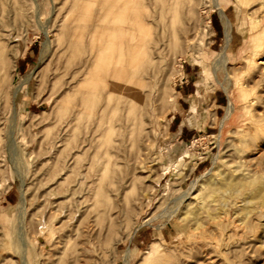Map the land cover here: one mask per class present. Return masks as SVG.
I'll use <instances>...</instances> for the list:
<instances>
[{"label":"rangeland","instance_id":"374dc122","mask_svg":"<svg viewBox=\"0 0 264 264\" xmlns=\"http://www.w3.org/2000/svg\"><path fill=\"white\" fill-rule=\"evenodd\" d=\"M263 31L264 0H0V264H264Z\"/></svg>","mask_w":264,"mask_h":264},{"label":"bare ground","instance_id":"6f19581e","mask_svg":"<svg viewBox=\"0 0 264 264\" xmlns=\"http://www.w3.org/2000/svg\"><path fill=\"white\" fill-rule=\"evenodd\" d=\"M222 14V13H221ZM224 16H225V14H224ZM222 16L223 17V19H225V17H227V16ZM228 19V18H227ZM225 21H226V19H225ZM227 21H229V19L227 20ZM226 23V22H225ZM227 24H230V23H227ZM226 27V30L228 31L229 30V25L228 26H225ZM264 32V31H263ZM124 33V32H123ZM229 33V32H228ZM118 34H119V32H118ZM231 34V33H230ZM226 36H228V35H226ZM132 38H134V37H132ZM95 39H97V38H95ZM115 40V39H114ZM119 41V40H118ZM131 42V41H130ZM263 43H264V33H259V34H257L256 36H255V38H254V46H255V51L257 50V49H259V48H261L262 47V45H263ZM115 44V43H114ZM113 44V45H114ZM122 44V43H121ZM124 44V43H123ZM131 46V45H130ZM127 47L128 46H126V49H127ZM107 48H109L108 46H107ZM122 48V47H121ZM114 50V49H113ZM121 50V49H120ZM119 50V51H120ZM263 50V49H262ZM262 50H260L259 49V51H262ZM118 51V50H117ZM127 51V50H126ZM131 51V50H130ZM116 52V51H115ZM142 50L140 49V50H138V52H137V54H140V55H142ZM110 53V52H109ZM119 53V52H118ZM117 54V53H116ZM130 54L131 53H129L128 55L130 56ZM108 55V51L106 52V55H103L102 57H103V59H104V56H107ZM110 55H112V53H110ZM122 55H124V54H122ZM249 55H251V53H249ZM254 55V54H253ZM258 56H259V54H257ZM101 56V55H100ZM109 56V55H108ZM128 56V57H129ZM95 57H99V55H96ZM106 58V57H105ZM110 58V56L108 57V59ZM256 58H257V56H256ZM259 58H261V57H259ZM123 59V58H122ZM102 60V59H101ZM126 60H128V58L126 59ZM98 61H100V60H98ZM110 61V60H109ZM101 62V61H100ZM121 62H122V60H121ZM132 62V61H131ZM260 63H264V61L263 60H260L259 61ZM91 64V63H90ZM101 64V63H100ZM103 64V63H102ZM121 64V63H120ZM239 64V63H238ZM104 65V64H103ZM108 65V64H107ZM124 65V64H123ZM135 64H132L131 66H134ZM101 66V65H100ZM106 66V65H105ZM243 66V65H242ZM89 68V67H88ZM89 70V69H88ZM204 70V69H203ZM125 71H127V70H125V68H124V66H117V63H113V64H110V66L108 67V68H106V70L103 72V73H101V74H99V77L97 78V80L98 81H102V80H105V79H107V78H110V80H111V88H109L108 90H107V93H117L118 94V98H126V99H128V100H130V101H132V102H136V101H138V102H140V103H142L143 102V100H144V95H143V93L141 92V88H142V83H140V85H138V86H136V85H132L131 84V81L130 80H127L126 78H124V77H126V76H131V75H127V74H125L126 72ZM133 72H134V70H132ZM258 71V70H257ZM78 73L80 74V76L82 77V79L84 80V79H88V74L86 73L85 74V72L81 69V70H78ZM244 83V82H243ZM99 85H101V86H99ZM98 86L99 87H101V88H105V86H106V84H94L93 86H91V88L93 89V91L94 90H96V89H99L98 88ZM241 86H243V85H241ZM88 90V89H87ZM90 90V89H89ZM206 90V89H205ZM204 90V91H205ZM240 91H241V94H242V98L243 99H247V93L245 92V90L241 87L240 88ZM97 93V92H96ZM203 93V92H202ZM95 94V93H94ZM203 94H206V93H203ZM254 98V97H253ZM253 98H252V101H250L249 100V102H253L254 100H253ZM175 98H174V96L173 95H168V100L169 101H173ZM198 99V98H197ZM202 99V98H201ZM251 99V98H250ZM255 99V98H254ZM256 100V99H255ZM83 101H84V99H83ZM196 98L194 99V101H193V105H192V108H195V105H196ZM203 101V100H202ZM205 101V100H204ZM125 102V101H124ZM83 103V102H82ZM129 103V102H128ZM254 103V102H253ZM108 105H109V101H107L102 107H101V109H100V111L101 112H104L106 109H107V107H108ZM84 107H85V103H84ZM87 108V107H86ZM254 115H253V113L252 112H250L249 113V117H253ZM241 128H243V127H241ZM245 129V128H244ZM241 130V129H240ZM247 130H249V129H247ZM263 130H264V128H263ZM246 131V130H245ZM242 132V131H241ZM248 132V131H247ZM250 132V131H249ZM254 133V132H253ZM250 135V134H249ZM260 143H262V142H260ZM258 146H261V145H258ZM258 148H260V147H258ZM244 150V149H243ZM258 151H259V149H258ZM241 153H242V151H241ZM10 154V153H9ZM250 154V153H249ZM254 155V154H253ZM253 155H251V156H253ZM254 156H256V155H254ZM258 156V155H257ZM12 157H13V154H12ZM11 157V158H12ZM248 158V157H247ZM246 158V159H247ZM258 158V157H257ZM230 159V158H229ZM245 159V160H246ZM227 161V160H226ZM246 161H248V160H246ZM259 161V160H258ZM229 163V162H228ZM233 163V162H232ZM238 163V162H237ZM247 163V162H246ZM241 164V163H240ZM248 164V163H247ZM250 164V163H249ZM233 166H235V165H233ZM232 166V167H233ZM252 167V166H251ZM234 168H236V167H234ZM235 169H233V171H234ZM241 170V169H240ZM236 171V170H235ZM238 171V170H237ZM246 171V170H245ZM258 171V170H257ZM222 172V171H221ZM240 172H242V171H240ZM247 172V171H246ZM223 173H225V172H223ZM240 174V173H239ZM257 174V173H256ZM259 174H260V172H259ZM220 175V174H219ZM248 175V174H247ZM246 175V176H247ZM249 176V175H248ZM221 181H220V183L222 184L221 186H223V185H226V186H224L223 188H228V186H231V184H229V185H227L231 180H233V177H231V175L230 176H228V175H226V174H221ZM237 177V180H235V177H234V181L236 182V181H240V182H244V179L243 178H238L239 176H236ZM245 177V176H244ZM250 177V176H249ZM257 177V176H256ZM232 178V179H231ZM251 178V177H250ZM250 178H248L247 177V180H249ZM210 179V178H209ZM240 179H242V180H240ZM252 179H254V178H252ZM251 180V179H250ZM262 180V179H261ZM209 181V180H208ZM212 181H213V179H212ZM245 181H246V179H245ZM210 182H211V180H210ZM215 182V181H214ZM214 182H213V185H214ZM249 182H251V181H249ZM255 182V181H254ZM237 183V182H236ZM246 183V182H245ZM244 183V184H245ZM256 183V182H255ZM264 183V182H263ZM210 184V183H209ZM216 184H218V183H215V185ZM241 184V183H240ZM210 185H212V184H210ZM212 185V186H213ZM219 186H220V184H219ZM233 186V185H232ZM243 186V185H242ZM254 187H256L255 185H253ZM252 186V187H253ZM238 186H236V188H237ZM252 187H251V189H252ZM253 187V188H254ZM257 187H260V184L257 186ZM222 188V189H223ZM236 188H234L235 190H236ZM261 188V187H260ZM259 188V189H260ZM249 189H250V187H249ZM263 188H261L260 189V191L262 190ZM204 190V189H203ZM210 190H212V189H210ZM209 190V191H210ZM217 190V189H216ZM227 190H230V188L229 189H227ZM232 190V189H231ZM230 190V191H231ZM237 190H238V188H237ZM247 190V189H246ZM258 190V189H257ZM208 191V192H209ZM233 191V190H232ZM249 191V190H248ZM247 191V192H248ZM255 191V190H254ZM214 192V191H213ZM262 192V191H261ZM260 192V193H261ZM202 193V192H201ZM232 193V192H231ZM230 193V194H231ZM250 193L252 194V193H254V192H251L250 191ZM257 193H258V195L257 196H261V195H259V191H257ZM263 193V192H262ZM264 194V193H263ZM211 195V194H210ZM228 195V194H227ZM244 195V194H243ZM224 196V195H223ZM223 196H221L220 198H222ZM229 196V195H228ZM251 196V195H250ZM254 196V195H253ZM263 196V195H262ZM201 197V196H200ZM207 197V196H206ZM216 197V196H215ZM210 197H208V199H209ZM225 198H227V196L225 197ZM241 198V197H240ZM246 198H248V197H246ZM252 198H254V197H252ZM200 199V198H199ZM224 199V198H223ZM255 199V198H254ZM194 200V199H193ZM235 200V199H234ZM217 201V200H216ZM216 201H212V202H215L216 203ZM218 201H219V199H218ZM227 201H228V199H227ZM251 201V200H250ZM207 202V201H206ZM224 202V201H223ZM262 202H263V200H262ZM226 203V202H225ZM243 203V202H242ZM209 204V203H208ZM199 205V204H198ZM222 205V204H221ZM253 205V204H252ZM220 206V205H219ZM251 205H249V207H250ZM253 207H255V206H253ZM220 207H218V209H219ZM207 210V209H206ZM228 210V209H227ZM237 212L239 211V209L238 210H236ZM241 212H242V209L240 210ZM214 212V211H213ZM241 212H239V213H241ZM245 212V211H244ZM201 213V212H200ZM199 213V214H200ZM202 213H203V211H202ZM201 213V214H202ZM208 213V212H207ZM215 213V212H214ZM236 213V212H235ZM248 213H251V211L249 210V212ZM206 214V213H205ZM217 214V213H216ZM243 214V213H242ZM245 214V213H244ZM192 215H193V213H192ZM196 215H198V214H196ZM212 215V214H211ZM248 215V214H247ZM247 215H245V218H246V216ZM195 216V215H194ZM216 216V215H215ZM201 216H199V218H200ZM212 217V216H211ZM244 217V216H243ZM194 218H196V217H194ZM201 218H204V217H201ZM211 219V218H210ZM215 219V218H214ZM217 220V219H216ZM198 221V220H197ZM219 221V220H218ZM236 221V220H235ZM200 222H201V220H200ZM202 222H203V219H202ZM200 223V224H203V223ZM197 223V222H196ZM198 223H199V221H198Z\"/></svg>","mask_w":264,"mask_h":264},{"label":"crops","instance_id":"0c3cea01","mask_svg":"<svg viewBox=\"0 0 264 264\" xmlns=\"http://www.w3.org/2000/svg\"><path fill=\"white\" fill-rule=\"evenodd\" d=\"M192 92L193 91L189 89V86L186 85L185 88H184V94L186 96H189L190 94H192ZM214 101L216 103V107H215L216 108V111H218V109H222L223 108L224 103H225L224 96H222V95H220L219 97L218 96H215ZM230 117H232V116H230ZM230 117L228 119H230ZM228 119H227V121H228ZM227 121L225 122V124L227 123Z\"/></svg>","mask_w":264,"mask_h":264}]
</instances>
